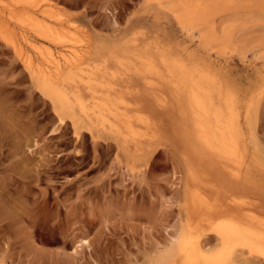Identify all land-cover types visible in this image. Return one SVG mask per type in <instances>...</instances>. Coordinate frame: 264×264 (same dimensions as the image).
<instances>
[{"label": "rangeland", "instance_id": "rangeland-1", "mask_svg": "<svg viewBox=\"0 0 264 264\" xmlns=\"http://www.w3.org/2000/svg\"><path fill=\"white\" fill-rule=\"evenodd\" d=\"M44 1L34 16L64 45L0 0V264H184L178 244L219 249L232 218L264 239L260 1L191 28L159 0ZM63 57L81 78L56 74ZM260 244L233 243L224 264H264Z\"/></svg>", "mask_w": 264, "mask_h": 264}, {"label": "bare ground", "instance_id": "bare-ground-1", "mask_svg": "<svg viewBox=\"0 0 264 264\" xmlns=\"http://www.w3.org/2000/svg\"><path fill=\"white\" fill-rule=\"evenodd\" d=\"M44 0H11V3H10V6L8 9H6V15H7V18H9L11 21H13V23L18 27V29L20 30H25L27 29V31L29 30L31 33H33L35 36L39 37L40 39L48 42V43H52V44H55V45H64V43L66 41H68L69 37L67 38V35L66 34H63L62 31H59L58 29L59 28H51L49 27V25H47L48 23H46L43 19L41 18H37L36 16H34V13H35V8H36V3H42ZM150 1V0H149ZM249 1H252V0H249ZM260 4L264 7V0H259ZM8 2V1H7ZM44 2H48V1H44ZM165 3L166 6L164 7H169L168 10L172 11L175 15V17L178 19V21L182 24V27H183V24H186L188 25V27L191 28V25L194 23V22H197V23H200L201 22V26H207L209 24H211L213 21L212 19L216 16H220L221 14H229V13H234L240 9H244L245 7V4L244 3H240V1L238 0H159V3ZM253 2V1H252ZM251 2V3H252ZM249 3V4H251ZM45 4V3H44ZM38 5V4H37ZM163 6V4H161ZM16 6L20 7V8H17ZM49 6V5H48ZM15 7L19 10L17 11H13V8L15 9ZM39 7V6H38ZM41 8V7H40ZM1 9V8H0ZM166 9V8H165ZM253 11V10H252ZM250 11V12H252ZM4 13V12H3ZM60 13V12H59ZM62 13V12H61ZM257 13V12H256ZM264 14V13H262ZM43 15H45L46 18H55L56 16V13H55V10L54 9H49L48 11H46V14L44 13ZM3 16V15H2ZM58 16V15H57ZM63 16V15H61ZM59 16V17H61ZM215 19V18H214ZM57 21V20H56ZM62 21V20H60ZM199 21V22H198ZM217 22V20H216ZM9 23V22H8ZM61 23V22H59ZM215 24V23H214ZM214 24H211V25H214ZM10 25V24H9ZM51 25V24H50ZM185 25V26H186ZM210 25V26H211ZM1 27V26H0ZM192 27H194L192 25ZM186 28V27H185ZM3 30V28H0ZM207 29V27L205 28ZM2 30H0L2 32ZM209 31V30H208ZM4 32V31H3ZM62 32V34L60 33ZM210 32H213V30H210ZM30 33V34H31ZM5 34V33H4ZM223 34V33H222ZM229 34V31H225L224 32V37H226V35L228 36ZM2 35V34H1ZM10 35V34H9ZM7 36L5 35L6 37H9L10 36ZM33 35V36H34ZM5 37V38H6ZM208 37V36H207ZM204 36V38H207ZM210 37V36H209ZM230 37V36H229ZM4 38V39H5ZM8 38V39H9ZM227 38V37H226ZM7 39V40H8ZM39 39V40H40ZM71 39V37H70ZM210 39V38H208ZM223 39V37H222ZM221 39V41H222ZM11 40V38H10ZM27 40V39H26ZM36 40V38H35ZM206 40V39H205ZM224 41V40H223ZM70 42V41H69ZM67 43V42H66ZM225 44V42H224ZM223 45V44H222ZM34 48V46H32ZM41 51V50H40ZM221 51V50H220ZM20 52V51H19ZM37 52H39V50H37ZM47 52V51H46ZM46 54V53H45ZM88 54V53H87ZM47 55L48 56H53L50 51L47 52ZM20 56V55H19ZM78 56V55H77ZM81 56V55H80ZM47 57V56H46ZM72 57V56H71ZM50 58V57H49ZM54 58V57H53ZM77 58V57H76ZM23 59V58H22ZM71 59V58H70ZM63 61H60L59 63L55 60V62H57L55 65L56 66V74L59 76V77H62L63 76L65 77L66 75V78H68L69 80H72L74 79V77H80L84 74L85 70L83 68H81L80 65H77L75 62L76 65H69L70 61L68 60V58L66 57H63L62 59ZM79 60V59H77ZM52 61V60H51ZM54 61V60H53ZM72 62L73 61H76L75 59L71 60ZM80 61V60H79ZM27 62V61H26ZM47 62V61H46ZM78 63V62H77ZM81 63V62H80ZM51 64V63H50ZM79 64V63H78ZM29 67L31 65V63L29 62ZM53 66V65H52ZM44 67V66H43ZM41 68V67H40ZM38 69V68H37ZM35 72V71H34ZM38 72L40 73L41 75V80H42V83L44 86L46 87H51V88H54L55 85L57 84V81L59 80V78L57 77H53L47 73H45L43 70H38ZM37 73V71H36ZM38 74V73H37ZM39 75V77H40ZM37 76V75H35ZM38 77V76H37ZM56 83V84H55ZM192 89V88H191ZM196 93V92H195ZM191 95V94H190ZM194 95V94H193ZM191 95V96H193ZM199 95V93H198ZM196 96V94H195ZM203 96V95H202ZM205 96V95H204ZM201 98V97H200ZM207 98V97H206ZM193 99V98H192ZM197 99H194L196 100L197 102ZM192 100V101H194ZM205 100V99H204ZM208 100V99H207ZM203 102V101H201ZM193 105H194V102H192ZM198 105H199V102H198ZM205 107V106H204ZM197 108V106H196ZM208 108V107H207ZM195 109V108H194ZM201 109V112L202 110L205 111V109H202V108H199V110ZM210 110V108H209ZM96 111V110H95ZM196 111V110H195ZM200 112V111H199ZM204 112H202L203 114ZM209 113V112H208ZM213 113V112H212ZM218 114V112H217ZM196 115V114H195ZM213 115V114H212ZM210 114H208V117L209 116H212ZM198 116V115H197ZM204 117V116H203ZM210 118V117H209ZM216 119V117H213ZM218 118V117H217ZM191 119V118H190ZM189 119V120H190ZM200 119V118H199ZM202 120V119H201ZM206 120V119H205ZM211 120V118H210ZM221 121V120H220ZM62 122V121H61ZM204 122V121H203ZM202 122V124H203ZM197 123V122H196ZM215 123V122H214ZM230 123V122H229ZM205 125V123H204ZM208 125V124H206ZM210 125H212L210 123ZM215 125V124H214ZM218 125V124H217ZM224 125V123H223ZM199 126V125H198ZM213 126V125H212ZM211 126V127H212ZM228 126V124H227ZM209 127V126H208ZM210 127V128H211ZM200 128V127H199ZM226 128V126L224 127ZM209 129V128H208ZM213 129V128H212ZM219 129V128H218ZM215 130V129H214ZM204 131V130H203ZM209 131V130H208ZM213 131V130H212ZM217 132V131H216ZM210 134V133H209ZM217 133H215L216 135ZM223 133H221L222 135ZM204 136V135H203ZM208 137V136H207ZM215 137V136H214ZM217 137V136H216ZM228 137V136H227ZM220 138V137H219ZM218 138V139H219ZM206 139V138H205ZM208 139V138H207ZM206 139V140H207ZM226 139V138H225ZM223 139V140H225ZM230 139V138H229ZM222 141V140H221ZM227 141V140H226ZM209 142V141H208ZM215 142V141H214ZM223 142V141H222ZM229 142V140H228ZM201 143V142H200ZM219 143V142H218ZM217 143V144H218ZM204 144V143H203ZM222 144V143H221ZM225 144V143H224ZM202 145V144H201ZM214 145V143H213ZM223 146V145H222ZM226 146V144H225ZM230 146V144H229ZM205 147V146H203ZM213 147V146H212ZM230 148V147H229ZM215 149V148H214ZM227 149V148H226ZM224 149V150H226ZM231 149V148H230ZM211 151V149H209ZM217 150V149H216ZM213 151V150H212ZM214 153V152H213ZM220 153H221V150H220ZM222 153H225L226 152H222ZM228 153V152H227ZM226 157V156H225ZM228 158V157H227ZM230 158V157H229ZM234 208V207H233ZM221 212V211H220ZM243 212V211H242ZM219 213V212H218ZM244 213V212H243ZM242 213V214H243ZM245 214V213H244ZM243 214V215H244ZM246 215V214H245ZM228 216H232V213L228 212ZM247 216V215H246ZM230 219V218H229ZM249 219V218H248ZM221 220V219H220ZM232 220H234L232 218ZM231 220V221H232ZM252 220V219H251ZM223 221V220H222ZM230 221V222H231ZM218 222V220H217ZM230 222H222V224H219V226L214 230L215 234H216V238H218V241H219V244L220 246L218 247L219 249H215V250H212L211 251H208L206 250L205 246H203L202 242L198 241V243L196 242H192L191 239H189L188 241L185 240V244L182 246L181 248V244H178V247L185 252V256H186V259L184 260V264H224V259H225V252H223V250H225L226 247L230 246L232 247L231 245H233V243H235V245H245V246H248V248H250V250L253 248H261L263 245H261L260 243H262V241H264L263 238H260L261 236H259V238L257 237V234L259 235V233H257L256 235L252 234L250 232V229H247V227H243L242 225L239 227L240 223L238 226H236L235 224L236 223H230ZM198 224V223H197ZM199 225V224H198ZM218 225V223H217ZM201 226V225H199ZM215 226V224L213 225ZM257 226V225H256ZM196 227V226H195ZM194 227V229H195ZM249 227V226H248ZM260 226H258V229H259ZM199 228V227H198ZM261 228H264V227H261ZM192 229V228H191ZM202 229V228H201ZM186 230V229H185ZM260 230V229H259ZM202 231V230H201ZM255 231V229H254ZM187 232V231H186ZM185 232V233H186ZM262 232V231H261ZM263 233V232H262ZM261 233V235H262ZM191 235V234H190ZM203 233H201V236L203 237ZM185 236V235H184ZM207 236V235H206ZM194 237V236H193ZM182 238V237H181ZM180 238V239H181ZM182 240V239H181ZM179 242V238L176 240V245L177 243ZM184 242V241H183ZM180 243V242H179ZM234 245V246H235ZM178 248V249H179ZM229 248V247H228ZM236 248V247H235ZM232 249V248H231ZM234 249V247H233ZM232 249V250H233ZM247 249V248H246ZM252 249V250H253ZM231 250V251H232ZM179 251V250H178ZM214 251V252H213ZM226 251V250H225ZM229 251V249L227 250ZM226 251V252H227ZM256 253L257 251L254 250ZM247 252V251H246ZM179 253V252H178ZM228 254V253H227ZM258 254V253H257ZM179 255V254H178ZM183 255V254H182ZM181 255V256H182ZM249 255V254H248ZM248 255L246 257H248ZM180 256V255H179ZM228 256V255H227ZM262 256V255H261ZM264 256V255H263ZM262 256V257H263ZM239 257V256H238ZM264 258V257H263ZM251 259V257H250ZM257 261V260H256ZM253 262V261H252ZM245 263V262H244ZM248 264V262H247ZM252 264H258V262L256 263H252Z\"/></svg>", "mask_w": 264, "mask_h": 264}]
</instances>
